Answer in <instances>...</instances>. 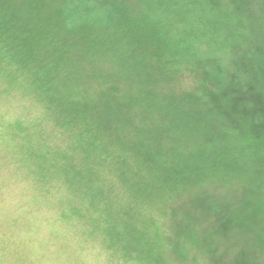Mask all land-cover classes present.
Wrapping results in <instances>:
<instances>
[{
	"label": "trees",
	"instance_id": "16d2710c",
	"mask_svg": "<svg viewBox=\"0 0 264 264\" xmlns=\"http://www.w3.org/2000/svg\"><path fill=\"white\" fill-rule=\"evenodd\" d=\"M260 3L0 0L3 155L123 264H217L190 211L264 264Z\"/></svg>",
	"mask_w": 264,
	"mask_h": 264
},
{
	"label": "rangeland",
	"instance_id": "374dc122",
	"mask_svg": "<svg viewBox=\"0 0 264 264\" xmlns=\"http://www.w3.org/2000/svg\"><path fill=\"white\" fill-rule=\"evenodd\" d=\"M256 4H261L260 0H256ZM257 24L264 26V17L258 16ZM261 32L264 37V32ZM16 115L14 106L0 100V122ZM2 144L3 140H0V264H123L118 259L100 254L97 238L84 239L73 225L65 219H61L64 222L59 220L54 199L32 185L30 178L21 171L19 160L3 155ZM255 212L264 220V202L261 199L253 201L246 211L248 219L250 213ZM190 213L193 216L190 215L186 224L190 229L201 230L195 235L207 240L209 259L222 264L237 252L236 236L226 234L219 225L206 224V213ZM254 218L256 216H252ZM251 223L258 228L262 222L255 219ZM22 234L27 235L26 243L20 239Z\"/></svg>",
	"mask_w": 264,
	"mask_h": 264
},
{
	"label": "clouds",
	"instance_id": "9594fccd",
	"mask_svg": "<svg viewBox=\"0 0 264 264\" xmlns=\"http://www.w3.org/2000/svg\"><path fill=\"white\" fill-rule=\"evenodd\" d=\"M20 239L26 243L27 242V235L22 234ZM32 247H34V245H32Z\"/></svg>",
	"mask_w": 264,
	"mask_h": 264
}]
</instances>
